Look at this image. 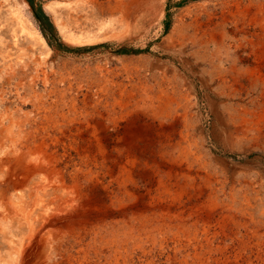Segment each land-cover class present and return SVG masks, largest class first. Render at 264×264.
Wrapping results in <instances>:
<instances>
[{"label": "bare ground", "instance_id": "bare-ground-1", "mask_svg": "<svg viewBox=\"0 0 264 264\" xmlns=\"http://www.w3.org/2000/svg\"><path fill=\"white\" fill-rule=\"evenodd\" d=\"M149 1L94 2L98 14L94 30L82 29L83 23L71 27L64 19L63 13L75 18L72 13L80 2L86 6L83 0H54L43 9L66 45L90 47L130 39L129 27ZM1 3L8 8L14 45L20 37L38 47L30 56L19 49L16 63L42 68L51 48L31 21L29 5L25 0ZM200 29L193 19L166 39L180 32V40L171 45L182 49L180 41ZM136 88H129V98L135 101L130 114L134 121L145 122L142 110L155 107V101L162 106L174 101L168 88L158 96L138 94V99ZM139 89L144 91L143 86ZM87 98L84 95L83 101ZM44 112L41 118H54L51 111ZM108 116L107 106L97 111L98 119L92 123L4 124L9 114L0 115V264H264V196L250 174H229L231 166L216 160L226 169L219 177L207 166L189 161L186 155L196 146L171 123L167 128L159 123L160 137L146 140L142 126L128 130L126 124L121 131L117 124H105ZM256 131L264 133V127ZM177 137L187 144L180 160L171 155L181 145L174 140Z\"/></svg>", "mask_w": 264, "mask_h": 264}, {"label": "rangeland", "instance_id": "rangeland-1", "mask_svg": "<svg viewBox=\"0 0 264 264\" xmlns=\"http://www.w3.org/2000/svg\"><path fill=\"white\" fill-rule=\"evenodd\" d=\"M25 1L30 7L31 21L51 48V54L42 68L16 63L21 55L19 49L30 56L38 47L33 48L20 37L14 45L8 8L0 0V115L8 113L11 118L2 121L4 124L92 123L98 119L97 111L102 112L105 106L109 114L104 120L107 126L117 124L121 131L126 124L128 130L142 126L146 140L152 135L157 137L159 123L166 125L165 128L171 123L196 146L192 149L194 153L190 151L186 155L189 161L207 166L216 176L224 177L222 173L226 169L215 162L223 160L237 168L227 167L229 174L234 171L236 175L250 174L256 181L255 189L264 196V133L256 131L259 126L264 127V0H150L129 27L130 39L123 43L104 41L90 47H70L63 42L43 9L54 0ZM83 1L88 9L80 2L78 10L72 13L75 18L63 13L64 19L71 27L83 23L82 29L94 30L98 14L93 8L98 0ZM35 10L42 12L45 21L33 17ZM193 19L199 21L201 29L191 30L190 39L180 41L182 49L172 47L171 42L180 40V32H176L172 41L166 38L173 29ZM133 85L137 87L133 91L136 98L144 92L158 96L164 89L168 92V88L174 93V101L165 106L155 101V107L142 110L145 122L134 121L130 114L135 101L129 98ZM142 86L144 91L140 92ZM84 95L89 97L86 101H83ZM45 110L51 111L54 118L49 114V120L41 118L46 115ZM25 114L30 120H26ZM146 122L151 127L146 128ZM174 140L181 145L171 155L174 159H183L187 144L179 137ZM144 246L145 243L141 248Z\"/></svg>", "mask_w": 264, "mask_h": 264}, {"label": "trees", "instance_id": "trees-1", "mask_svg": "<svg viewBox=\"0 0 264 264\" xmlns=\"http://www.w3.org/2000/svg\"><path fill=\"white\" fill-rule=\"evenodd\" d=\"M35 14H36V16H37V18L39 19V20H43V21H45V17H44V15L42 14V12L39 10V11H36L35 10Z\"/></svg>", "mask_w": 264, "mask_h": 264}, {"label": "water", "instance_id": "water-1", "mask_svg": "<svg viewBox=\"0 0 264 264\" xmlns=\"http://www.w3.org/2000/svg\"><path fill=\"white\" fill-rule=\"evenodd\" d=\"M33 17L36 19L37 16L35 14H33Z\"/></svg>", "mask_w": 264, "mask_h": 264}]
</instances>
